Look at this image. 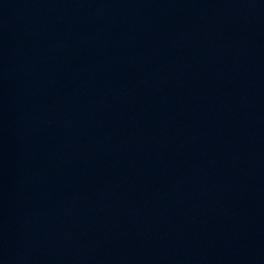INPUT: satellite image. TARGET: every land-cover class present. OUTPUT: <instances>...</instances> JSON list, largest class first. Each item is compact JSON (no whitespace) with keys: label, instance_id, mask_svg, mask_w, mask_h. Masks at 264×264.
I'll list each match as a JSON object with an SVG mask.
<instances>
[{"label":"water","instance_id":"1","mask_svg":"<svg viewBox=\"0 0 264 264\" xmlns=\"http://www.w3.org/2000/svg\"><path fill=\"white\" fill-rule=\"evenodd\" d=\"M0 264H264V0H0Z\"/></svg>","mask_w":264,"mask_h":264}]
</instances>
